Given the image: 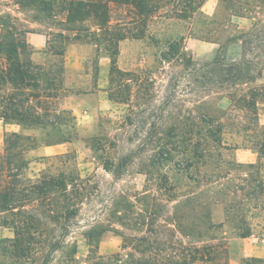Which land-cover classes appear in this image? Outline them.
<instances>
[{
  "label": "rangeland",
  "instance_id": "1",
  "mask_svg": "<svg viewBox=\"0 0 264 264\" xmlns=\"http://www.w3.org/2000/svg\"><path fill=\"white\" fill-rule=\"evenodd\" d=\"M184 1L155 0L144 36L119 41L111 64L91 21L67 25L62 12L47 18L0 0V33L5 21L27 30L32 60L54 78L46 120L64 110L54 127L70 135L45 155L48 123L0 119V189L14 181L6 135L33 134L18 178L63 172L55 200L69 212L56 216L45 196L17 197L15 209L44 222L41 247L22 258L0 252V264H199L190 256L221 241L230 261L264 258V0L191 1L178 18ZM127 19V7L111 6L110 27L125 32ZM77 30L85 38L73 39ZM32 33L46 35L43 47ZM12 235L0 225V238Z\"/></svg>",
  "mask_w": 264,
  "mask_h": 264
},
{
  "label": "trees",
  "instance_id": "2",
  "mask_svg": "<svg viewBox=\"0 0 264 264\" xmlns=\"http://www.w3.org/2000/svg\"><path fill=\"white\" fill-rule=\"evenodd\" d=\"M19 8H31L38 14H44L47 18H54L57 12L64 14V22L67 25L89 20L100 31L97 35L106 42L111 64L115 62L117 54V44L127 38H141L144 36L145 26L143 18L152 14L157 6L155 0H13ZM191 1L185 0L183 9L176 17H186L184 10L189 7ZM127 7L128 19L124 21L125 32L120 28L114 29L109 26L111 6ZM173 14V15H174ZM3 31L0 33V119L13 122L22 128L33 129L43 128L48 123L52 127L50 133L44 134L43 143L51 145L69 141L68 132L54 127V123H59L64 110L52 112L51 119L46 120L50 98L53 92L50 91L54 83L53 77H48L45 71L36 64L28 50V43L24 38L27 30L21 32L12 24L6 21L1 23ZM69 27V26H68ZM64 28L69 31L70 28ZM79 30L72 36L73 39L85 38ZM93 39V37H91ZM171 45V44H170ZM57 54H61L57 52ZM243 71V72H242ZM237 75L248 73L247 70L236 69ZM53 90V88H52ZM248 102V105H251ZM56 108V107H55ZM73 118V117H70ZM56 128V129H55ZM50 135V138H48ZM54 138H53V137ZM38 145L37 137L33 134H21L16 131L9 132L4 140V151L8 175L15 181L9 183L7 187L0 189V212H7L8 217L1 219V224L12 230L11 237L0 238V252L4 255L22 258L23 256H35L41 247L38 240L43 234L44 222L30 211L15 209L13 203L17 197L22 199L37 200L42 202L44 196L50 204H54L56 209L63 211V205L55 200L58 194L63 195L65 189V176L63 172L58 174H48L42 176L36 182L27 178L25 182L18 176L27 167V162L20 158V154L28 149H33ZM259 152H264V127L261 132V139L257 143ZM14 160L12 157H17ZM246 168L254 167L253 163L244 164ZM17 183V185H16ZM58 193V194H57ZM59 204V205H58ZM57 212L56 216L66 217L69 212ZM247 234V233H246ZM217 239V237H214ZM219 241V240H218ZM55 243L50 250L56 249ZM190 262L199 264H229L227 255V245L220 242L216 245H205L190 256ZM184 260L175 259V264H183ZM238 264H264V258L250 256L239 260Z\"/></svg>",
  "mask_w": 264,
  "mask_h": 264
},
{
  "label": "crops",
  "instance_id": "3",
  "mask_svg": "<svg viewBox=\"0 0 264 264\" xmlns=\"http://www.w3.org/2000/svg\"><path fill=\"white\" fill-rule=\"evenodd\" d=\"M32 34L39 35L41 37V39L39 41V44L36 43L34 45V47H36V48L43 47L45 45V42H46V39H47L46 35L44 33H32ZM29 35H30V33H29ZM27 42L28 43H31L32 42L31 36H27ZM100 71L102 73H104L106 71V64L105 63L101 65ZM54 149H55L54 146H52V145H46L44 147V154L45 155H48L50 153H54L55 152ZM238 263H239V259H235V260L233 259V260L229 261V264H238Z\"/></svg>",
  "mask_w": 264,
  "mask_h": 264
}]
</instances>
